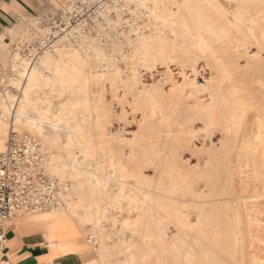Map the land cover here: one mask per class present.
<instances>
[{
  "label": "rangeland",
  "instance_id": "1",
  "mask_svg": "<svg viewBox=\"0 0 264 264\" xmlns=\"http://www.w3.org/2000/svg\"><path fill=\"white\" fill-rule=\"evenodd\" d=\"M115 9L108 44L62 39L35 64L14 48L26 22L0 37V152L12 131L35 137L71 186L62 208L17 224L43 217L81 244L77 264H264V0ZM19 100L35 127L11 123Z\"/></svg>",
  "mask_w": 264,
  "mask_h": 264
},
{
  "label": "built area",
  "instance_id": "2",
  "mask_svg": "<svg viewBox=\"0 0 264 264\" xmlns=\"http://www.w3.org/2000/svg\"><path fill=\"white\" fill-rule=\"evenodd\" d=\"M119 0H74L63 12L37 14L27 18V29L14 44L32 64L62 39H98L108 44L113 34L111 21L120 15ZM41 143L28 134L10 132L7 147L0 153V228L25 214H35L64 204L70 182L51 175ZM0 232V250L4 242Z\"/></svg>",
  "mask_w": 264,
  "mask_h": 264
},
{
  "label": "crops",
  "instance_id": "3",
  "mask_svg": "<svg viewBox=\"0 0 264 264\" xmlns=\"http://www.w3.org/2000/svg\"><path fill=\"white\" fill-rule=\"evenodd\" d=\"M73 1L0 0V37L17 23L24 22L27 18L34 15L63 12ZM12 108L13 106L8 109L12 115L11 123L15 124V114L12 112ZM4 124L6 125V122L1 116L0 130L4 129L6 131ZM5 145L4 135L0 137V150H3ZM16 219L8 221L0 228V232L3 233L5 238L1 244L0 264H77L75 260L78 258L77 254L81 252V248L74 252L59 250L58 248L54 250L51 248L50 242L67 243L66 245L73 243L75 246H80L79 242L58 241L61 234L58 233L55 227L46 228L41 216L24 219L21 224H17ZM48 233L54 237L53 239L51 238L52 241L50 239L51 236H47Z\"/></svg>",
  "mask_w": 264,
  "mask_h": 264
},
{
  "label": "bare ground",
  "instance_id": "4",
  "mask_svg": "<svg viewBox=\"0 0 264 264\" xmlns=\"http://www.w3.org/2000/svg\"><path fill=\"white\" fill-rule=\"evenodd\" d=\"M138 1V3H142L143 2V0H137ZM121 2V4H123V0L122 1H120ZM14 29V28H13ZM81 39H83V37H80V38H78L77 40H76V42L75 41H73V43L74 44H76V43H78V42H80L81 41ZM83 42H85L86 44L85 45H87V47H89L91 44H95L94 42H92V41H89V40H85V41H83ZM58 45H61V44H55V46H58ZM77 45V44H76ZM54 46V47H55ZM80 46H81V44H80ZM54 47L52 48V49H54ZM84 47H86V46H84ZM86 47V48H87ZM105 47V46H104ZM137 48V47H136ZM52 49H50V50H47L45 53L47 54V53H49ZM139 49V48H138ZM41 59V58H40ZM40 59H39V61H40ZM38 61V62H39ZM44 61V60H43ZM47 61V60H46ZM49 61V60H48ZM42 65H43V62H42ZM36 69V68H35ZM35 69H33V70H30V69H28V70H26V72L25 73H27V74H29V77H30V74H31V72L32 71H34ZM193 72V71H192ZM33 75V74H32ZM187 76V75H186ZM19 97V96H18ZM27 110H28V105H27V102H26V100H19V101H17V104H16V106H15V117L17 118V123H19V124H21V125H25V126H28V127H35V125H36V121L34 120V119H30L29 118V116L27 115ZM18 125V124H17ZM60 128H61V126H60ZM65 130V129H64ZM5 135V130L4 129H1L0 130V137H3ZM69 136V135H68ZM115 138V137H114ZM237 139H238V135H237ZM50 145V144H49ZM43 149V148H42ZM43 152H44V154H45V157H46V161L48 160V158H47V153L51 156V155H54L53 154V152L51 151V149H47V153L45 152V150L43 149ZM57 160V159H56ZM46 166H47V163H46ZM74 167H76V168H78V166L77 165H75ZM49 168V170H50V172H55L56 171V165H49V167L47 166V169ZM149 169V165H148V163H147V160L146 159H144V161H143V165L141 166V169H140V173H141V175H143V173H144V175H145V178H146V180L147 181H150L152 178H150V176L151 175H146V169ZM89 171V170H88ZM191 174H193V172H191ZM52 175V174H51ZM243 178V177H242ZM60 179V178H59ZM104 181V180H103ZM199 183V182H198ZM118 186H120L121 184H117ZM100 186V185H99ZM138 187H140L139 185H137ZM198 188H200V186H198ZM202 189V188H201ZM204 189V188H203ZM70 190H71V186H69V188H68V193H67V195L69 196V194H70ZM123 190V189H122ZM122 190H121V187H119V188H116V193L115 192H113V193H111V194H109L110 195V200L111 201H115V202H117V201H119V199L121 198L118 194H117V192H122ZM200 190V189H199ZM205 190V189H204ZM251 190V189H250ZM150 193H153V194H158L159 196H161L167 203H170V204H172V203H174L176 200L175 199H173V198H169V197H167L166 195H164V194H162L161 192L159 193L158 191H150ZM201 193H202V191H196V192H194L193 193V197H194V200H193V203L195 202L196 203V207L195 206H192V205H190V204H187L188 202L187 201H185L184 203H182V205L180 206L181 208H185V209H188L189 211L188 212H186L187 214L189 213V218H190V216L191 215H193V214H198L199 213V210H198V208H197V205H198V207H199V204H200V201H198V197L201 195ZM67 195H65V196H67ZM65 196H64V199H65ZM127 198V197H126ZM239 199H242L241 197H239V198H236V197H234V195H233V192L231 193V195H230V197H228V198H226L225 200H229V201H231L233 204L234 203H236V200H239ZM197 200V201H196ZM205 203H207V202H205ZM232 204V206H236L235 204L233 205ZM203 205V204H202ZM204 206V205H203ZM202 207V206H201ZM54 209H52V208H50V210L49 209H47L48 211H52V210H58L59 208H57V207H53ZM55 208H57V209H55ZM61 208H62V206H61ZM200 208V207H199ZM48 211H45V212H48ZM45 212H41V213H37V214H35V215H39V214H42V213H45ZM58 214V213H57ZM54 215V214H53ZM29 216V215H28ZM32 216H34V215H32ZM52 217V216H51ZM59 218H61V217H59ZM198 218V217H197ZM193 224V223H192ZM57 234V233H56ZM49 235V233L47 234V236ZM49 236H51L50 237V239L52 238H54L51 234L49 235ZM52 239H51V241H52ZM50 241V240H49ZM196 240H193L192 242H195ZM46 242V241H45ZM71 242V241H70ZM72 242H74V241H72ZM196 243V242H195ZM67 244V243H66ZM65 243H54V242H50V246H51V248L52 249H54V250H56L57 248L60 250V249H63V250H66V251H72V252H74V251H76V250H78L79 248V246H75L73 243H71V245H66ZM74 246H73V245ZM49 247V246H48ZM101 248V247H100ZM189 255V254H188ZM187 255V256H188Z\"/></svg>",
  "mask_w": 264,
  "mask_h": 264
}]
</instances>
